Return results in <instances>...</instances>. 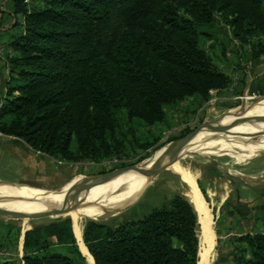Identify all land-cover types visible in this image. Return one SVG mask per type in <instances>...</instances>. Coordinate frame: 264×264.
<instances>
[{
  "label": "trees",
  "instance_id": "1",
  "mask_svg": "<svg viewBox=\"0 0 264 264\" xmlns=\"http://www.w3.org/2000/svg\"><path fill=\"white\" fill-rule=\"evenodd\" d=\"M39 1L12 0L23 20L7 45L0 134L50 159L119 157L121 115L159 125L166 107L227 89L231 77L200 44L207 29L223 25L249 60L264 55V0ZM196 229L194 208L177 194L136 220L87 221L83 241L94 264H197ZM242 240L233 264H264V231ZM22 250V264H87L70 219L26 230Z\"/></svg>",
  "mask_w": 264,
  "mask_h": 264
},
{
  "label": "rangeland",
  "instance_id": "2",
  "mask_svg": "<svg viewBox=\"0 0 264 264\" xmlns=\"http://www.w3.org/2000/svg\"><path fill=\"white\" fill-rule=\"evenodd\" d=\"M27 2L30 5L40 4L39 0H27ZM207 32L209 36L202 37L200 44L212 57L220 70L228 72L229 69L237 65L238 59L249 60L250 48L245 46L242 50H238L236 42L233 41L227 28L223 25L207 29ZM0 47H4V44L0 43ZM230 77L232 79L230 86L224 90L210 92L207 100L194 96L166 107V119L163 124L146 126L137 119L127 123L125 117L121 115L118 135L125 145L124 153L119 157L102 160L99 163L89 161L72 163L50 159L34 151L28 153L22 150L16 144L18 138H1L0 136V193L8 194V192L16 191L17 195H23V188L30 192L41 188L55 191L61 190L62 192L67 191L71 186L79 188L84 184L85 178L92 175L111 169H122L140 164L156 150L183 140L203 123H217L223 116L237 113L242 108L248 110L256 108L254 111L264 110V95L256 93L257 96L253 98L251 94L253 90L244 87L240 83L239 77H234L233 75ZM245 97H248V99H245ZM250 119L252 117H246V120ZM257 122L252 125L251 130H240L238 127H231L229 128L230 130L228 129L223 134V137L236 145L252 144L251 142L256 140L258 142L261 134H252L264 131V119ZM212 125L216 126L217 124ZM48 158L50 159V165L46 168L47 163L44 159ZM176 159L195 176L200 193L210 209L215 237L218 232L216 228L218 227L216 223L217 217L218 221L226 218V210H229L231 202L227 204V209H223L220 212L216 205L228 190L234 191L237 187L244 184L256 187L264 186V183H259L251 178V176L264 175V151L245 157L211 147L208 150L205 148L193 152L185 151ZM169 163L170 161L167 166H160V169L144 184L146 186L141 191L134 193L137 189L118 201L116 200L117 197L114 199L110 198L113 193V181H102L95 190L97 201L101 204V207L98 212L96 210L84 217L82 220V231L87 221L116 225L123 221L136 220L149 213L155 207L162 206V204L166 205L177 194L190 200V188L186 179L178 168L169 166L171 164ZM79 183L80 186L76 187ZM10 187L15 188L10 189ZM209 191L212 194H209ZM129 197L130 199H128ZM27 198L32 201L42 199L33 193L27 195ZM125 199H128L125 204H117ZM65 219L70 218L68 216L55 217L53 215L32 219L0 216V260L9 261L12 264H22L23 250L21 254L18 252L19 234L26 229ZM70 222L73 225L71 219ZM26 226L27 228L24 230ZM225 228H229V226L225 225ZM196 231L199 238L200 225L198 221ZM50 241L54 240L50 239ZM214 242L210 264H229L227 249L221 244L220 240H215ZM199 248L200 242L198 240V251ZM80 253L82 254L81 251ZM82 256L84 261L89 264L85 255L82 254Z\"/></svg>",
  "mask_w": 264,
  "mask_h": 264
},
{
  "label": "bare ground",
  "instance_id": "3",
  "mask_svg": "<svg viewBox=\"0 0 264 264\" xmlns=\"http://www.w3.org/2000/svg\"><path fill=\"white\" fill-rule=\"evenodd\" d=\"M253 110V111H252ZM256 108L248 110L242 108L237 113L228 114L223 116L217 125L225 127L224 129L211 130L207 126H203L200 131H198L183 147L180 154L183 152H193L201 149L215 147L221 150L229 151L238 156H251L264 151V131L260 132V140L258 142L252 141V144H240L236 145L225 137L223 134L231 127H238L240 130H251L252 125L258 123V120L264 119V110L254 111ZM237 116L241 117H252L250 120H243L242 122L232 124V121L236 119ZM250 123V124H249ZM216 125V126H217ZM230 130V129H229ZM256 130V129H255ZM262 130V129H261ZM258 133V132H257ZM174 147V143L168 144L151 154L146 160L138 164V166H144L145 170L141 173H135L131 171H123L119 175L102 180L108 181L112 180V191L111 199L117 197V201L126 196L127 194L135 191L134 193L141 191L153 176L152 173L156 171L160 166L168 164L169 166H175L180 170L186 179L187 185L197 203L198 206V223L201 225V234L199 236L200 249L198 252V263L197 264H210L209 251L211 244V215L208 210L205 201L203 200L200 191L195 183V176L191 174L187 168H184L178 159H171V150ZM215 153V152H210ZM163 167V166H162ZM152 174V175H151ZM197 174V171H196ZM85 181V180H84ZM83 181V182H84ZM102 181L95 183L92 187L79 191L78 193L71 195V191L76 189L75 186H71L67 190L66 197H63V192H56L55 190H48L45 188L37 189L34 192L25 190L23 188V195H17L16 191L6 193H0V210L8 211L9 213H23L27 215H37L45 213L56 209L58 213L57 216H68L73 224V229L75 232L76 240L78 243V248L85 255L86 261L89 264H94L92 257L88 253L86 246L84 245L82 239V220L89 213H93L101 207V204L97 201V195L95 193L96 188L100 185ZM144 185V186H142ZM80 186V183L76 185ZM15 187H10L13 189ZM19 191V190H17ZM33 191V190H32ZM35 194L42 199L29 200L27 195ZM16 196V197H13ZM131 197V196H130ZM130 197L128 199H130ZM110 199V200H111ZM128 199L118 202V205L125 204ZM103 208V207H102ZM101 208V209H102ZM52 216V215H50ZM23 219H29L23 217ZM27 226L24 228V230Z\"/></svg>",
  "mask_w": 264,
  "mask_h": 264
},
{
  "label": "crops",
  "instance_id": "4",
  "mask_svg": "<svg viewBox=\"0 0 264 264\" xmlns=\"http://www.w3.org/2000/svg\"><path fill=\"white\" fill-rule=\"evenodd\" d=\"M22 20L23 19L21 16H14L12 14V0H0V43H3L6 49L9 48L7 45L11 37L17 34L22 29ZM8 55H10L9 52L5 50L3 52L2 57L0 58V97L5 92L6 83L9 77V68L5 63V59ZM237 62L238 63L236 66H234L232 69H229L228 72L227 71L225 72L228 73L230 76L233 75L234 77H239L240 83H242L244 87L248 88L249 90H253L255 93H258L259 95H264V55L256 60L243 61L242 59H238ZM0 136L1 138L9 137V136H4L2 134H0ZM16 144L19 148H21L24 151H27L28 153L30 151H33L22 140L17 139ZM49 160H50L49 158L44 159V161L47 163L46 168H48V166L50 165ZM251 178L255 179L254 181H257L259 183L260 182L264 183V175H259L258 177L251 176ZM209 194L212 193L209 191ZM170 200L164 206H167ZM188 201L194 208L198 221L199 209L191 191H190V200ZM229 202H231V205H229V210L228 211L226 210V214H227L226 218L224 219L222 218L220 221H218L219 219L217 217L216 223L218 227L216 228L218 232L216 233V237H215V230L214 227H212V220H211L212 235H211V244L209 251V260L211 253L213 252V246L215 244L214 241L220 240L221 244L228 251L229 264H233L234 248L239 245H244L242 237L251 234L253 232L264 231V186L256 187L253 185L244 184L241 185L240 187H237V189H235L234 191L228 190V192L221 198V201L218 202V204L216 205L219 212L223 211V209H227L228 207L227 204H229ZM208 210L210 211L209 208ZM225 225L229 226V228H225ZM24 232L19 234L20 236L18 240V252L20 254L22 253ZM73 233L76 240L74 229H73ZM200 234H201V225H200L199 236ZM76 244L78 245L77 240H76ZM7 247H8V242H7Z\"/></svg>",
  "mask_w": 264,
  "mask_h": 264
},
{
  "label": "water",
  "instance_id": "5",
  "mask_svg": "<svg viewBox=\"0 0 264 264\" xmlns=\"http://www.w3.org/2000/svg\"><path fill=\"white\" fill-rule=\"evenodd\" d=\"M245 119H246V117L237 116L236 119H234V121H232V124H236V123L242 122ZM217 123H203V125H201V126L197 127L196 129H194L189 136H187L186 138H184L181 141L175 142L174 143V147L171 150V159H175V158H177L180 155V152L183 149V147L188 143V141L198 131L201 130V128L203 126H207L211 130L212 129L213 130H216V129H224L225 128L223 126H218L217 127V126L212 125V124H217ZM256 134H259L260 135L261 133L260 132L259 133H254L252 135H256ZM159 169H160V167L156 171H154V173H152V174H155ZM144 170H145V167L144 166L135 165V166L127 167V168L111 169V170L106 171V172H101V173H98L96 175H92L90 177L85 178L84 184L82 186H80L79 188L73 189V191H71L70 194L71 195H74V194L78 193L79 191L88 189V188L92 187L95 183H97L99 181H102V180H106V179L115 177V176L119 175L123 171H131V172H135V173H141ZM56 192L57 193L58 192L60 193L61 190H58ZM66 195H67V191L63 192V197H66ZM56 213H58L56 209H53V210L48 211V212H45V213L37 214V215H27V214H23V213H9L8 211H2V210H0V216H13V217H21V218L27 217L29 219L38 218V217H42V216H48V215H55ZM26 230H28V229H26Z\"/></svg>",
  "mask_w": 264,
  "mask_h": 264
},
{
  "label": "built area",
  "instance_id": "6",
  "mask_svg": "<svg viewBox=\"0 0 264 264\" xmlns=\"http://www.w3.org/2000/svg\"><path fill=\"white\" fill-rule=\"evenodd\" d=\"M5 50H7L8 52H9V54H11V49L10 48H8V49H6V47L4 46V47H0V52H1V55H3V52L5 51ZM212 91H214V90H211L210 92H212ZM251 94H252V97L254 98V97H256L257 95H256V93L255 92H251ZM250 97V96H249ZM245 99H248V97H245Z\"/></svg>",
  "mask_w": 264,
  "mask_h": 264
}]
</instances>
